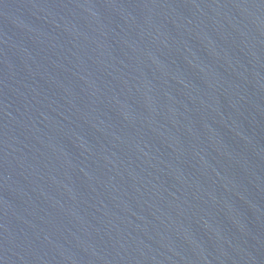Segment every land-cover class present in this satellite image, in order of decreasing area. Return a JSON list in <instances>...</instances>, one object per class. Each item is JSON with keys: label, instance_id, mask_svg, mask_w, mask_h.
<instances>
[{"label": "water", "instance_id": "obj_1", "mask_svg": "<svg viewBox=\"0 0 264 264\" xmlns=\"http://www.w3.org/2000/svg\"><path fill=\"white\" fill-rule=\"evenodd\" d=\"M0 264H264V0H0Z\"/></svg>", "mask_w": 264, "mask_h": 264}]
</instances>
